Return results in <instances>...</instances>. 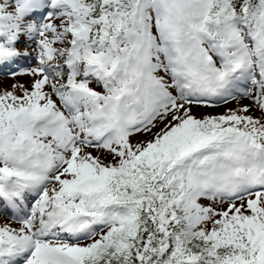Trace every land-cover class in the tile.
Instances as JSON below:
<instances>
[{
	"label": "snow or ice",
	"instance_id": "1",
	"mask_svg": "<svg viewBox=\"0 0 264 264\" xmlns=\"http://www.w3.org/2000/svg\"><path fill=\"white\" fill-rule=\"evenodd\" d=\"M0 264H264V0H0Z\"/></svg>",
	"mask_w": 264,
	"mask_h": 264
}]
</instances>
